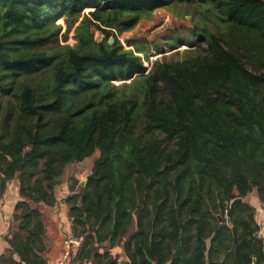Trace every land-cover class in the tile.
<instances>
[{
  "label": "trees",
  "instance_id": "obj_1",
  "mask_svg": "<svg viewBox=\"0 0 264 264\" xmlns=\"http://www.w3.org/2000/svg\"><path fill=\"white\" fill-rule=\"evenodd\" d=\"M171 5L218 23L146 71L149 45L117 37ZM59 19L74 45L52 46ZM90 157L64 198L80 261L123 264L107 242L128 264H263L254 208L232 202L255 190L264 210V0H0V197L13 179L19 196L0 264L47 263L40 206Z\"/></svg>",
  "mask_w": 264,
  "mask_h": 264
},
{
  "label": "rangeland",
  "instance_id": "obj_2",
  "mask_svg": "<svg viewBox=\"0 0 264 264\" xmlns=\"http://www.w3.org/2000/svg\"><path fill=\"white\" fill-rule=\"evenodd\" d=\"M82 18V17H81ZM81 18H78L77 22L73 25V28L80 22ZM200 21H207L208 27L210 30L214 31V26L212 24H217L218 21L211 11L202 10H182L177 6L171 5L166 9H156L147 17L139 20L137 25L119 35L117 38L119 42L124 46L125 49L134 50V47H127L126 42L132 41L137 46L149 45V50L141 54V59L143 61V66L149 70L152 62L156 59L161 58L162 56H169L172 53L178 51L181 53L186 46H179L174 49H171L165 45L169 39L173 38L175 35H179L182 40L187 38V30L193 26V24H198ZM55 24L60 26L59 33L57 35V41L53 47L69 45L72 46L75 44V33L74 29L67 30L66 23L63 19H59ZM93 33V37L90 41H86V46L90 48L95 47V43L98 40H102V36L96 31H90ZM110 39V38H109ZM49 46V45H48ZM160 52V53H159ZM128 82V81H127ZM120 82H115V85ZM93 157L86 159L81 162L79 165H67L63 169L62 175L58 179H68V175L74 171L75 173L82 174V177L86 175L87 165H91ZM76 169H81L80 172Z\"/></svg>",
  "mask_w": 264,
  "mask_h": 264
},
{
  "label": "crops",
  "instance_id": "obj_3",
  "mask_svg": "<svg viewBox=\"0 0 264 264\" xmlns=\"http://www.w3.org/2000/svg\"><path fill=\"white\" fill-rule=\"evenodd\" d=\"M80 163H77L76 165H79ZM85 167L88 172L90 168L89 165ZM76 170H78V172L81 171V169ZM74 178L78 180V183L80 185L85 182L84 177H82V174L80 173H74ZM56 182V203L51 207L40 206V211L43 216V227L46 238V264H53L60 249L61 238L65 235L67 231H71V223L67 215V206L64 202V198L67 197L69 194L68 186L70 182L67 181V178L61 180L57 179ZM240 199V203H246L254 208V220L256 224L260 228L264 226V210L262 209L257 199L255 190L248 194L246 197ZM18 201V186L16 180L13 179L6 183L5 190L3 191L0 197V256L7 252L9 248L6 240L10 236V227L13 224L12 214L14 212V206ZM104 251H107L111 257H117V260L119 262H126V264H128V260L126 259L122 251V243L110 248L109 244L107 242H104L100 245V248L97 250V252L103 253ZM106 261L107 260H105L103 264H106ZM68 264L96 263L90 260L80 261V259L78 258L77 249L73 253Z\"/></svg>",
  "mask_w": 264,
  "mask_h": 264
},
{
  "label": "built area",
  "instance_id": "obj_4",
  "mask_svg": "<svg viewBox=\"0 0 264 264\" xmlns=\"http://www.w3.org/2000/svg\"><path fill=\"white\" fill-rule=\"evenodd\" d=\"M227 210H224V221L228 222ZM255 237L261 241V252L263 256L264 264V226H262L255 234ZM83 237L76 236L72 231H67L65 235L61 238L60 249L56 259L53 264H68L75 250L79 249L82 245Z\"/></svg>",
  "mask_w": 264,
  "mask_h": 264
},
{
  "label": "water",
  "instance_id": "obj_5",
  "mask_svg": "<svg viewBox=\"0 0 264 264\" xmlns=\"http://www.w3.org/2000/svg\"><path fill=\"white\" fill-rule=\"evenodd\" d=\"M100 34V33H99ZM101 35V34H100ZM97 42H100V40H98ZM108 43L109 44H111L112 43V39L110 38L109 40H108ZM82 185H84V182L82 183ZM241 202V199L240 198H236L233 202H232V205H234V204H238V203H240ZM179 255V249H177L176 251H175V256H178ZM123 264H126V262H123Z\"/></svg>",
  "mask_w": 264,
  "mask_h": 264
}]
</instances>
